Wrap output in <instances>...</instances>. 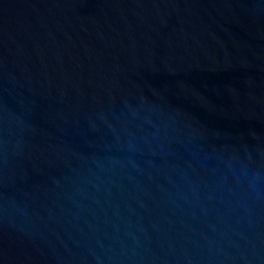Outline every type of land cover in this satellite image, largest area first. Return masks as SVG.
<instances>
[{"label": "water", "instance_id": "95a60500", "mask_svg": "<svg viewBox=\"0 0 264 264\" xmlns=\"http://www.w3.org/2000/svg\"><path fill=\"white\" fill-rule=\"evenodd\" d=\"M0 264H264V0H0Z\"/></svg>", "mask_w": 264, "mask_h": 264}]
</instances>
